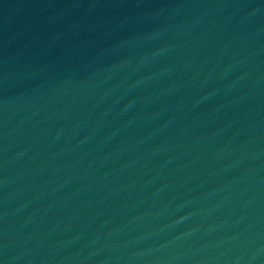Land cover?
I'll list each match as a JSON object with an SVG mask.
<instances>
[{
	"label": "water",
	"instance_id": "water-1",
	"mask_svg": "<svg viewBox=\"0 0 264 264\" xmlns=\"http://www.w3.org/2000/svg\"><path fill=\"white\" fill-rule=\"evenodd\" d=\"M0 264H264V0H0Z\"/></svg>",
	"mask_w": 264,
	"mask_h": 264
}]
</instances>
